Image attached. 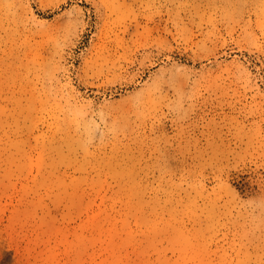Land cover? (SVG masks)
<instances>
[{
    "label": "rangeland",
    "instance_id": "374dc122",
    "mask_svg": "<svg viewBox=\"0 0 264 264\" xmlns=\"http://www.w3.org/2000/svg\"><path fill=\"white\" fill-rule=\"evenodd\" d=\"M0 264H264V0H0Z\"/></svg>",
    "mask_w": 264,
    "mask_h": 264
}]
</instances>
